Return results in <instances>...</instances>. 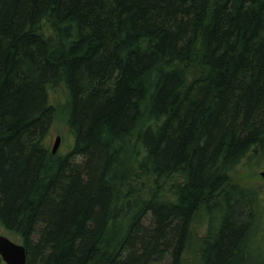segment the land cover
<instances>
[{
  "label": "trees",
  "instance_id": "1",
  "mask_svg": "<svg viewBox=\"0 0 264 264\" xmlns=\"http://www.w3.org/2000/svg\"><path fill=\"white\" fill-rule=\"evenodd\" d=\"M263 154L264 0H0V226L27 264H182L201 210L194 264H264V195L231 183Z\"/></svg>",
  "mask_w": 264,
  "mask_h": 264
},
{
  "label": "rangeland",
  "instance_id": "2",
  "mask_svg": "<svg viewBox=\"0 0 264 264\" xmlns=\"http://www.w3.org/2000/svg\"><path fill=\"white\" fill-rule=\"evenodd\" d=\"M60 104L63 101L62 93L58 94ZM52 128L51 145L58 135L60 136L58 153L63 154L69 150L72 146V136L68 133L63 117L60 115L59 119L55 121ZM264 171V154L258 157L244 160L239 164L234 173L231 176V183L239 184L244 187H253L259 190L264 195V179L261 176V172ZM191 226V237L189 244L184 252V260L182 264H194L198 257V249L200 245V239L204 236L206 229V215L205 211L201 210L195 215ZM0 234L12 239L14 242L21 244V239L12 233H8L4 228L0 226Z\"/></svg>",
  "mask_w": 264,
  "mask_h": 264
},
{
  "label": "water",
  "instance_id": "3",
  "mask_svg": "<svg viewBox=\"0 0 264 264\" xmlns=\"http://www.w3.org/2000/svg\"><path fill=\"white\" fill-rule=\"evenodd\" d=\"M60 136H56L52 143V153L59 148ZM264 179V171L261 172ZM0 256L5 264H27L26 250L23 244H18L12 239L0 234Z\"/></svg>",
  "mask_w": 264,
  "mask_h": 264
}]
</instances>
